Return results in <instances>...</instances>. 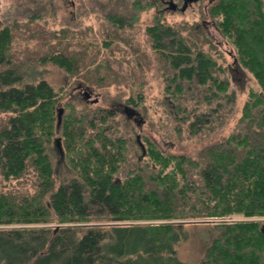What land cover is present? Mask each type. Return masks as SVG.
I'll return each instance as SVG.
<instances>
[{
  "label": "trees",
  "instance_id": "16d2710c",
  "mask_svg": "<svg viewBox=\"0 0 264 264\" xmlns=\"http://www.w3.org/2000/svg\"><path fill=\"white\" fill-rule=\"evenodd\" d=\"M143 1L133 7H150ZM217 2L212 16L235 45L234 64L245 67L260 90L249 91L241 131L203 148L198 158L166 153L147 138L143 153L159 168L145 174L143 167L130 166L125 137L111 130L117 113L62 103L64 88L27 79L13 65L23 59L15 51L18 25L0 28V176L17 182L0 190V264H188L175 248L186 219L219 231L200 264H264L263 222L257 219L264 217V0ZM124 19L113 15L109 22L130 25ZM146 32L168 95L187 102L186 92L201 91L202 107L209 105L189 114L192 110L176 101L173 115L177 112L193 134L222 124L220 111L230 112L236 100L230 68L204 51L205 44L216 45L213 40L195 28L187 34L160 20ZM50 33L65 41L72 32ZM67 44L54 43L52 52L35 59L71 76L84 68L86 79L93 81L88 55L77 57ZM97 57L104 82L118 59ZM142 99L138 89L127 103ZM52 146H61L69 165L70 175L59 184ZM235 215L245 219L235 220Z\"/></svg>",
  "mask_w": 264,
  "mask_h": 264
},
{
  "label": "rangeland",
  "instance_id": "374dc122",
  "mask_svg": "<svg viewBox=\"0 0 264 264\" xmlns=\"http://www.w3.org/2000/svg\"><path fill=\"white\" fill-rule=\"evenodd\" d=\"M137 1L0 0V28L12 23L18 25L14 29L15 51L19 55L18 58L23 57V59L19 62L15 61L13 65L23 70L27 79H46L57 91L64 88L66 93L62 103L72 101L78 108L88 104L94 109L107 108L117 113L115 126H112L111 130H118L116 133L125 137L130 166L143 167L145 174L147 170L157 171L159 168L149 162V156L143 153L142 146H146L147 138L166 153L185 154L198 158L203 148L222 141L234 132L241 131L242 127L238 126L241 123L242 107L249 97L250 89L260 90V86L245 67L240 63L234 64L235 45L231 39L221 34L215 15L211 16L209 33L198 26L203 19L209 20V17L204 15L203 3H194L185 12H174L161 10L160 0H144L143 2L149 3L150 7L137 11L133 7V3ZM113 15L127 19V24L130 25L116 27L109 22V17ZM158 20L174 26L183 33L188 34L194 31V28L204 33L216 44L213 45L214 47L205 44L204 51L230 68L231 91L235 93L236 105L230 112L228 109L224 113L223 110L220 111L221 117L224 118L223 123H219L220 125L217 123L216 127L211 128L212 130L193 134L185 123L177 119L176 111L173 115V111L177 110L176 101L181 102L180 105L182 104L183 107L190 108L192 111H189V114L201 113L200 108L208 110L209 105L202 107L204 100L199 94L201 91L186 92L189 100L187 102H184L185 97L174 101L166 92L164 82L166 76L162 73V64L154 54L146 32V28L154 25ZM212 21L216 25H213ZM62 29H69L72 32L67 40L63 41L62 37L54 39L50 32ZM113 33H119L123 39L111 38ZM105 40H115V42L109 45ZM127 40L130 45L126 43ZM19 41L25 42L19 44ZM68 42L71 46L69 49L78 53L77 57L82 58L81 54L84 53L88 55L87 63H92L90 68L96 73L93 75L95 78L93 81L86 79L84 68L81 69V74L71 76L55 64L42 63L35 59V55L52 52L54 43H63L60 47L64 48L65 45L68 46ZM105 56L118 61L113 63L110 67V76L102 82L101 77L104 74L99 71L94 58L103 59ZM133 56L139 61L133 60ZM138 89L143 90V99L137 105L128 104L127 99ZM87 92H90V95L86 94ZM212 105L216 104L212 103ZM128 107L135 109L137 115L129 117L125 110ZM180 115L183 116V112H180ZM140 120L143 121L139 123ZM59 133L57 135H60ZM51 151L54 175L59 184L63 178L70 175L69 165L64 159L61 146L58 149L52 146ZM148 164L151 165L150 169ZM13 185H17V182L10 184V181H3L0 176V190L7 191ZM30 189L33 190L32 187ZM234 219L245 218L235 215ZM257 219L263 222L262 225L264 224V217ZM184 221L181 239L175 245L177 255L188 264H200L207 245L211 244V239L219 234V231L216 228L210 229L202 222H192L193 220L187 219Z\"/></svg>",
  "mask_w": 264,
  "mask_h": 264
},
{
  "label": "flooded vegetation",
  "instance_id": "af4514ba",
  "mask_svg": "<svg viewBox=\"0 0 264 264\" xmlns=\"http://www.w3.org/2000/svg\"><path fill=\"white\" fill-rule=\"evenodd\" d=\"M217 1L218 0H192V1L190 0H160V3L162 4L161 10L166 9V10H171L174 12H185L194 3H199V4L203 3L202 5H204L203 6L204 15L209 17V20L203 19L202 23L199 24L198 26L203 27V29L204 30L206 29V31L209 33L208 27L212 19L211 18L212 10L218 4ZM212 24L216 25L214 21H212Z\"/></svg>",
  "mask_w": 264,
  "mask_h": 264
},
{
  "label": "water",
  "instance_id": "95a60500",
  "mask_svg": "<svg viewBox=\"0 0 264 264\" xmlns=\"http://www.w3.org/2000/svg\"><path fill=\"white\" fill-rule=\"evenodd\" d=\"M190 1H192V0H190ZM86 94L90 95V92H87ZM125 110L128 113L129 117H131V118L137 115V112H136L135 109H131V108L128 107ZM61 112H62V110H60L59 118L61 117ZM142 121L140 120L139 123H141ZM261 230L264 233V224L262 225Z\"/></svg>",
  "mask_w": 264,
  "mask_h": 264
}]
</instances>
